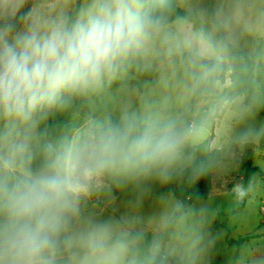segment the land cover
Returning a JSON list of instances; mask_svg holds the SVG:
<instances>
[{
	"label": "clouds",
	"instance_id": "1",
	"mask_svg": "<svg viewBox=\"0 0 264 264\" xmlns=\"http://www.w3.org/2000/svg\"><path fill=\"white\" fill-rule=\"evenodd\" d=\"M163 9L164 0H87L75 12L60 0H0V264H57L65 253L71 264H123L131 225L86 219L83 202L111 185L166 183L191 162L187 133L150 105L55 143L39 131L134 62L187 53L194 78L196 40L173 32Z\"/></svg>",
	"mask_w": 264,
	"mask_h": 264
},
{
	"label": "rangeland",
	"instance_id": "2",
	"mask_svg": "<svg viewBox=\"0 0 264 264\" xmlns=\"http://www.w3.org/2000/svg\"><path fill=\"white\" fill-rule=\"evenodd\" d=\"M86 2L87 0H81L80 7ZM60 3L72 12L76 0H60ZM178 4L199 17L208 27L210 36L224 50L223 58L230 69L226 72L225 83H218L217 92L212 99L195 107L192 129L184 130L188 135V145L194 146L210 141L215 129L214 148L223 151L222 170L219 173L224 176H219L214 182L215 188L207 199L188 204L170 239L153 246V250L157 249L178 258L179 264H264V149H254L252 166L255 172L251 179L249 196L243 205L237 192V188L243 190L244 173L239 165L243 144H257L264 130V58L257 63L253 78L254 88L250 95L231 97L224 101L216 100L225 85L230 83L229 76L236 64L235 60H231L233 55L230 46L240 50L242 57H249L264 39V0H181ZM185 24L186 21L182 19L169 27L175 33L185 34ZM190 28L192 33L189 34L200 45L199 56L221 60L219 52L204 40L202 33L194 26ZM162 56L166 55L161 54L148 62L141 61L142 67H152L156 59ZM196 65L197 74L193 78L188 75L190 63L174 65L172 62H162L154 81H143V95L135 109L150 105L173 116L177 121L190 106L194 80H202L208 75V68L197 63ZM122 77H129L126 70ZM103 87L93 93L100 95ZM117 94L102 97L101 106L91 99L90 106L93 111L101 110L100 118H104L109 111L117 109L114 102ZM79 102L81 101L74 99V106L71 104L70 110L74 107L83 118L86 106ZM211 106L213 110L209 111ZM68 113L71 114L70 117L59 116L57 110L51 113V121L47 123L46 141L55 143L61 137H71L77 132L80 115L71 111ZM214 118H217L215 128ZM188 157L191 162L178 168L173 174L193 164L194 158ZM173 174L166 183L158 179H147L132 183V186L126 188L130 190V195L147 196L151 191L154 201V228L161 229L181 207L173 193ZM111 186L100 191V194L104 196L111 193L116 188L115 185ZM143 214L142 212L141 215ZM100 219L102 218H96ZM135 263L134 261L133 264Z\"/></svg>",
	"mask_w": 264,
	"mask_h": 264
},
{
	"label": "trees",
	"instance_id": "3",
	"mask_svg": "<svg viewBox=\"0 0 264 264\" xmlns=\"http://www.w3.org/2000/svg\"><path fill=\"white\" fill-rule=\"evenodd\" d=\"M179 0H164V12L167 16L168 25L174 23L178 19H184L191 23L194 28L198 29L205 40L221 54L222 60L205 59L195 56V63L205 66L209 69L208 75L202 80H195L194 92L190 106L182 113L177 120L178 126L184 131L190 129L195 107L205 100L212 99L217 92L218 83L224 84L226 80V72L230 70L224 61V50L219 46L217 41L210 36L208 27L201 21L199 17L192 12L181 8L177 3ZM81 0H76V5L72 12L79 10ZM232 53L231 60H235V67L229 76L230 84L226 86L218 95V101H224L231 97L248 96L254 88V74L257 70V63L264 58V39H262L253 55L242 57L240 50L234 46H230ZM242 57V59H240ZM164 61H170L174 64H180L189 61L187 53L183 56L176 54L172 56H162L154 62L152 67L143 68L141 61L134 62L131 66L134 75L137 78L146 80H154L159 73V66ZM113 120H116L112 118ZM43 124L41 123L39 131L42 134V142H46ZM264 149V130L258 143L246 142L243 144V153L239 159V165L243 170V192L240 203L243 205L249 196V189L252 176L255 172L252 166L254 149ZM186 155L195 158L193 164L185 170L173 174V193L180 201L181 207L167 221V223L159 229L158 232L148 231H131L126 239L127 243L133 244L127 257L128 263L135 264H179V259L171 255H167L157 249L150 251V247H156L158 243L170 239L171 234L180 215L185 211L188 204L199 202L207 199L212 192V172L217 169L222 155L220 150H211L208 141H204L198 145H187ZM42 163V157L37 156L32 162V167L38 168ZM93 196V195H92ZM67 253L61 255L66 256ZM136 255V256H135ZM136 258H135V257Z\"/></svg>",
	"mask_w": 264,
	"mask_h": 264
},
{
	"label": "crops",
	"instance_id": "4",
	"mask_svg": "<svg viewBox=\"0 0 264 264\" xmlns=\"http://www.w3.org/2000/svg\"><path fill=\"white\" fill-rule=\"evenodd\" d=\"M180 1L181 0H179L178 3ZM223 1H230V0H223ZM181 20L182 19H178L177 21H175L172 24H175ZM184 21H186V20H184ZM186 23H187V24H185L186 26H184L185 31H186L185 34L192 33V32H190L191 31L190 27L193 25L187 21H186ZM172 24H170V25H172ZM204 40H205V38H204ZM196 45H197V48H199L200 45L198 43H196ZM207 57H210V56H207ZM221 60H222V56H221ZM165 62H170V61H165ZM185 63H189V61H185V62L180 63V64H174V63L173 64L174 65H184ZM126 71L129 75V77L127 79H124L122 77L123 72H124L123 71L118 76V78L116 80H114L111 83L106 82L104 84L103 91L100 95L94 94L92 92L86 96L73 97L67 103V105L64 108L57 110L58 115L59 116H63V115L69 116V115H71L68 113L69 111H71V113H73V112L78 113L80 115V118L78 117L80 122L77 125L76 130L79 131V129L84 124H86L89 120L94 119V118H100V116L102 115L101 110L93 111V109L90 106V100L91 99L97 101V103L100 105V101H101L102 97H104L105 95H111L112 96L113 94L118 93L117 94L118 96L115 97V101H114V102H116V104L118 106L117 109H115L113 111H109L107 116H106V117L114 118L116 120L119 119V116L121 115L122 111L125 109L126 106H130L133 109L137 108L138 103L140 102L141 97L143 95L142 84H143V81H145L146 79L137 78L134 75L132 67L127 68ZM195 80H198V79H195ZM195 80H194V82H195ZM146 81L153 82L154 80H146ZM229 84L225 85V87L228 86ZM217 89H218V85H217ZM74 99L81 101V102H79V104L81 103V105L84 104L86 106V112H85V115L83 116V118L81 116V113H79V111L76 110L74 107L70 110V107H71L70 105L72 104L74 106ZM211 110H213L212 106L209 108V111H211ZM204 112L207 113V110H204ZM50 117H51V114L43 122L44 123L43 124V130H44L45 137L47 136V131H46L47 123H49L51 121ZM213 120H214L213 121V127L215 128V126L217 124L216 123L217 118H214ZM192 126H193V123H192ZM215 139H216V137H215V129H214V133H213L210 141L208 140V144H209V147L211 150H220L221 151V155H222L221 161H222L223 160V151L220 148H217V149L214 148ZM190 157H192V156H190ZM238 157H239V154H238ZM238 157L235 160H237ZM194 161H195V158H194ZM221 161L219 162L217 169L215 171H213L211 174V176H212V190H213V188H215L214 182L219 179V176H221V177L224 176L221 173H219V170H222V167H221L222 162ZM228 161H229V159H228ZM130 185L132 186V183H128L127 185L122 186V187L115 186L116 188H114V190L111 193H107L104 196H102L100 194V192H98L97 194L88 197L82 204V216L86 219H92L95 221H116L122 217V218H124V220L128 221V223L131 225V228L129 229L128 233L131 231L158 232L159 229L154 228V226H155V221L153 219L154 201H153V196H152L151 191L148 192L147 196L144 194H142V195H138V194L130 195V190H126V188L129 187ZM110 187H112V186H110ZM142 212L144 213L143 215H141ZM96 218L97 219L102 218V219L96 220ZM132 245H133V243H128V250L126 253L123 254V257H122L123 264H133V263L127 262L128 253H129ZM57 264H71L70 257L68 255L58 257Z\"/></svg>",
	"mask_w": 264,
	"mask_h": 264
},
{
	"label": "water",
	"instance_id": "5",
	"mask_svg": "<svg viewBox=\"0 0 264 264\" xmlns=\"http://www.w3.org/2000/svg\"><path fill=\"white\" fill-rule=\"evenodd\" d=\"M150 251H151V252L153 251V246L150 247Z\"/></svg>",
	"mask_w": 264,
	"mask_h": 264
},
{
	"label": "built area",
	"instance_id": "6",
	"mask_svg": "<svg viewBox=\"0 0 264 264\" xmlns=\"http://www.w3.org/2000/svg\"><path fill=\"white\" fill-rule=\"evenodd\" d=\"M192 127H193V126H192V123H191V124H190V127H189V128H190V130L192 129Z\"/></svg>",
	"mask_w": 264,
	"mask_h": 264
}]
</instances>
